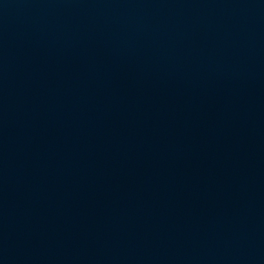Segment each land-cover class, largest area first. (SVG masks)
I'll return each instance as SVG.
<instances>
[{"label":"water","instance_id":"1","mask_svg":"<svg viewBox=\"0 0 264 264\" xmlns=\"http://www.w3.org/2000/svg\"><path fill=\"white\" fill-rule=\"evenodd\" d=\"M0 264H264V0H0Z\"/></svg>","mask_w":264,"mask_h":264}]
</instances>
